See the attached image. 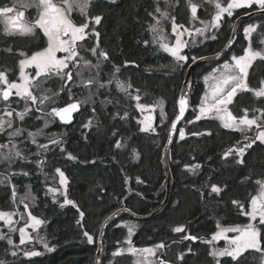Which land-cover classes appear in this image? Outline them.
Masks as SVG:
<instances>
[{"label": "trees", "instance_id": "1", "mask_svg": "<svg viewBox=\"0 0 264 264\" xmlns=\"http://www.w3.org/2000/svg\"><path fill=\"white\" fill-rule=\"evenodd\" d=\"M174 2L175 0L170 1V3ZM161 7H165L163 0ZM152 8L153 0H116L115 4L110 3L109 0H95L91 14L103 16L97 29L101 34L100 46L109 53L110 57V62L103 64L101 77L105 80L109 78L113 64L121 66V71L117 75L120 80L131 82L133 89L129 91L133 95L137 94L134 89L138 88L143 100L158 96L164 100L166 123L159 127L155 134L140 132L136 122L135 101L119 91L115 83L110 85L108 90L101 89V94L96 97V124L93 127L82 126L93 115L90 105H85L74 116L71 125H63L56 118V122L44 129L45 133L67 132L62 146L66 149V153L70 152L78 159L68 160L66 153H61L59 147L50 145L51 150L45 154L47 164L44 173H47V178L35 164L20 162L9 169L16 172L23 169L29 172L28 176L12 177V183L16 185L18 200L26 195L29 187L31 193L35 195V202L29 203L30 210L33 215L46 221L38 233L47 240L50 247L54 246V251L42 250V255L31 258L21 254L10 257L8 245L0 240V260H5L6 264H94L99 229L109 215L123 207L137 214L146 215L163 202L167 190V179L162 165L163 149L170 131V121L176 113V98L189 66L181 68L176 65V69L172 70L169 67L173 62L171 56L160 50L157 45L145 46L142 43L143 40H151L147 24L152 21L146 9L152 11ZM210 9V6L199 8L197 15L199 20L209 18ZM168 11L176 16L179 23L187 24V20L190 19V10L185 0H180L179 6L174 10L169 7ZM237 12L241 15L245 10H237ZM73 17L77 23L82 20L78 13H73ZM225 18L228 23L221 27L216 40H206L203 44L189 47L184 52L204 56L224 48L236 19ZM256 22H258L257 18L254 17L247 20L243 26ZM241 29L239 38L228 55L233 52L240 55L243 52L247 41ZM167 30L169 31V28ZM228 55L219 61L206 62L194 70L189 84V110L179 124V127L186 126L187 135L185 140L181 141L177 133L169 149L168 164L172 176L169 200L155 217L138 220L140 226L133 235V243L137 247L154 246L163 241L168 245L164 250L163 258L171 264H185V262L213 264L212 258L207 256L212 245L204 241L217 231L218 222L223 226L245 225L249 222L248 217L243 215L231 201H240L248 210L250 198L257 192L259 186L256 181L264 179V144L257 141L245 156L246 165H236L231 157L227 161L223 160L222 154L235 145L237 140H242L241 133L220 127L219 121L216 120L202 119L185 125L186 121L194 120L192 108L199 104L204 92L201 76L212 65L224 61ZM125 61L129 62L127 66ZM261 78H264V65L257 60L249 71L251 85L256 86ZM47 87H51V84L48 83ZM73 91L76 92L77 97L85 98L88 95L84 89H73ZM242 95L244 102L238 106L235 104V108H239V114L243 113V108H264V103L255 100L251 93ZM60 98L57 106L68 102V97L63 93ZM105 98L112 100L113 103L107 104L106 107L102 106L100 101ZM239 98L238 95L236 99ZM125 111L129 113L127 120L112 118L115 113L119 112L122 115ZM34 121L39 120H29L26 125L31 130L34 129L32 126ZM113 131L117 132L116 136L112 135ZM205 131H211L212 135H190L191 132ZM252 135L253 133L249 136ZM118 139L122 142L126 139L127 148L116 149L115 141ZM7 140L8 137L0 134V144L7 143ZM40 142L48 141L44 138L40 139ZM20 146L24 147V145ZM132 148L140 153L138 161L131 158ZM26 151L34 152L36 146L27 143ZM30 159L34 160L35 157ZM193 163L201 164V169L195 175L184 167ZM6 167L0 164V173H3ZM57 167L64 171L68 178V198L74 200L85 212L82 221L84 229L76 223L79 213L74 207L67 205L61 208L59 203L53 202L51 195H45L47 188L54 185L52 180L58 175L54 171ZM137 177L145 182L137 183ZM246 177L250 179H245ZM206 183L219 186L226 184L227 188L220 197H207L205 193V199L202 200L198 189ZM129 189L133 190L131 194ZM137 192L143 193V199L136 195ZM125 196H127L126 200L123 199ZM176 201H179V204L173 207ZM19 207L23 211V205ZM11 210H14V206L10 188L0 184V211ZM125 217L131 218L125 214L121 215L105 232L101 264L107 261L109 252L117 248L119 245L117 241L122 242L126 237V228L115 227V224ZM179 225L186 227V233L172 231V228ZM83 230L93 235L94 243L86 242V237L82 235ZM185 234L195 235L199 239L195 242H179L180 237ZM13 236L17 241L18 234L14 233ZM30 246V243H26L22 247L24 251H29ZM189 247L193 249L195 255L187 253ZM181 252L186 253L184 261L177 260ZM224 259L228 258H221L222 261ZM120 260L122 258L115 257L114 264L128 263L127 260L119 263ZM248 264H260V254L253 251L248 256Z\"/></svg>", "mask_w": 264, "mask_h": 264}, {"label": "snow or ice", "instance_id": "2", "mask_svg": "<svg viewBox=\"0 0 264 264\" xmlns=\"http://www.w3.org/2000/svg\"><path fill=\"white\" fill-rule=\"evenodd\" d=\"M115 4L116 0H109ZM95 0H60L59 4L53 0H17L12 6L0 7V17H3L4 34L36 37L41 35L46 41V46L41 50H37L29 55L23 50H17L20 57L18 60V81L17 79H9V71H0V134H6L8 137L7 143L0 144V164L6 165L3 173H0V184L8 186L11 191V200L14 206L13 211H0V221L7 227L6 232L0 231V240L11 246V256L18 255L15 250L18 245L13 240V234L19 233V245H25L33 240V236L28 232H36L38 242L43 244L46 251H54V246L50 247L47 240L39 237L38 230L46 223L45 220L32 214L29 203H34L35 195L29 191L24 197L18 200L16 185L12 183V177L22 175L28 176L29 172L10 171L13 165H18L20 162L35 164L37 168L44 173V168L47 164L46 153L51 150L50 145L59 147L61 153H66V149L62 146L64 143L63 133H45L44 129L48 128L51 123L59 119L63 125H71L73 113H78L85 105H90L92 117L88 119L82 126L91 128L96 124V97L100 95V90H108L109 86L115 83L117 89L123 92L131 100H135L136 109L140 112H145L151 109L155 110L159 107L161 110V120L165 118L163 112V99L158 100L154 105H145L140 103V89L136 88L137 93L133 95L130 89H133L131 82H125L119 79L117 75L121 71V66L112 65V71L107 80L101 77L103 64L110 62L109 53L100 46V32L97 26L101 24L102 15H92L91 10ZM203 3L214 5V14L210 20H199L197 16L198 5L193 0H185V4L190 10V18L193 21L199 20L201 27H197L194 31L184 25L177 24L176 16L172 15L168 8L173 10L179 6L180 0H175L170 3V0H163L165 7H161V0H153L152 11H147V15L151 17L150 23L147 24V31L151 34V40H143L142 43L147 46L149 44L157 45L160 50L171 56L175 64L181 68L190 66L189 60L195 64L198 60H205L208 57L192 55L190 52L185 53L184 49L195 46L197 43L203 44L206 40H216L217 33L221 27L228 23L225 17L238 18L239 13L236 10H245V15L250 18L255 15L256 23H248L243 27L244 39L248 42L243 49L242 55L233 54L230 60L224 61L219 67L213 68L211 72L203 77L210 91L206 92L198 105V114L194 120L187 123H195L202 119L219 121L220 127L229 129L242 134V140H237L235 145L228 148L222 154V159L227 161L229 157L236 165H246L245 156L249 149L259 141L264 144V108H243L242 115H234L230 110L229 105L235 101L237 106L244 102L242 94L251 93L253 98L261 103H264V78L257 81L256 86H252L249 79V70L253 68L254 62L257 60L264 65V0H203ZM36 9V17L34 20L28 21L24 19L25 11L18 9ZM234 12L236 16L234 17ZM15 13V15H12ZM73 13H78L81 22L77 23L74 20ZM171 23V33L175 35V42H167L165 36L164 22ZM187 34L191 40H184L182 37ZM255 34V35H254ZM196 36L202 37L197 41ZM254 45H256L254 47ZM232 40L220 51L215 53L216 58L227 55V51L231 49ZM8 53H12V48L5 49ZM57 53L63 55L58 56ZM129 62L125 61V66ZM34 69L33 73H29L26 69ZM52 81L53 88L47 87L48 82ZM73 89H84L88 95L80 99L77 97ZM61 93L68 97V102L63 106L57 105V100ZM239 100H236L237 96ZM15 97L16 99H13ZM113 103L112 100L105 98L100 101L104 107L107 104ZM13 104L17 107H13ZM179 113L175 116V120L170 121V132L179 133L181 141L185 140V130L177 129V123L184 117L186 110L189 107L187 94H182L178 100ZM22 105V107H21ZM48 105H53L50 110L45 111ZM253 115H249V112ZM129 113L125 111L122 115L117 112L113 115V119L119 117L121 120H127ZM152 116H145L143 120H138L137 123L142 125L139 128L140 132L148 133L155 132L152 125ZM29 120L43 121V127H36L31 130L26 125ZM253 132L252 136L248 133ZM113 136L117 135L116 131L112 132ZM192 136H211V131L191 132ZM40 137H44L48 142H40ZM51 137V138H49ZM27 143L36 146V151H26ZM20 145H24L21 147ZM127 140L121 139L115 141V148L123 150L127 148ZM35 157V159H30ZM66 158L75 161L78 158L72 153L67 152ZM132 160L138 161L140 153L132 148ZM194 159V158H193ZM208 159H212L208 157ZM95 163V161H92ZM185 169L192 174H197L201 169L200 163L186 164ZM58 174V187H48L45 195H51L54 203H59L61 208L71 205L79 213V219L76 223L84 229L82 221L85 217V212L80 209V206L72 199L68 198V178L65 172L60 168L54 169ZM245 179H250L246 177ZM137 183H144L139 177L136 178ZM127 183V180H125ZM259 185V194L253 195L250 198V210H246L243 203L238 200H232L231 203L236 205L239 211L249 217V223L243 226L224 227L219 222L217 223L218 231H215L210 240H205L206 244H213L216 241L224 239L227 245L223 248H213L208 251L207 256L212 258L213 264H248V256L254 251L260 254V264H264V180H257ZM227 188V185L219 186L217 184H204L198 192L201 199L207 197H220ZM129 189V194L132 193ZM143 199V193H136ZM30 197V202H29ZM59 197H63L62 202ZM127 199V196L123 198ZM123 203V200L121 201ZM179 201H176L173 207H176ZM20 205H23V211L20 210ZM119 211L132 212L131 209L123 207L113 212L108 220L113 218ZM135 215V213H132ZM19 217V219H14ZM23 221V226L16 227ZM114 222V220H113ZM115 227L127 228V237L124 244L126 248L120 247L112 252V259L109 264H114V258L122 256L125 253H130L137 256L136 264H171L170 261L163 258L164 250L168 247L163 241L155 244L152 247L136 248L132 244L131 237L135 234L136 225L129 222L123 224H115ZM175 233H186L184 225L175 226L172 228ZM237 233L234 237H229L227 233ZM82 235L86 237V242L94 243L93 235L87 230L82 231ZM199 237L191 234H185L180 237L179 242L192 241L195 242ZM117 243H121L117 241ZM176 243V241H174ZM161 253V255H157ZM187 253L193 252L192 248L187 249ZM25 257H38L42 255L40 251L29 250L24 251ZM186 253L181 252L177 256V260L184 261ZM221 258L224 259L223 261ZM207 259V257H205ZM0 264H6L5 260H0ZM99 264V261L96 262ZM186 264V262H185Z\"/></svg>", "mask_w": 264, "mask_h": 264}, {"label": "rangeland", "instance_id": "3", "mask_svg": "<svg viewBox=\"0 0 264 264\" xmlns=\"http://www.w3.org/2000/svg\"><path fill=\"white\" fill-rule=\"evenodd\" d=\"M54 1H55V0H53V2H54ZM58 1H59V0H58ZM170 1H171V0H170ZM193 2L197 3L198 5H202L201 7H207V6H210V7H211V9L208 11L209 18L205 19L206 21H207V20H210L212 14H214V5H212V4H208V3H203V0H193ZM201 7H200V8H201ZM198 9H199V8H198ZM236 11H237V10H236ZM189 14H190V13H189ZM197 15H198V12H197ZM234 15H236L235 12H234ZM187 21H188V23L186 24V23H179V22H177V20H176L177 24H181V25H184L185 27L191 28L193 31H194L195 28H197V27H201V25H200V23H199V20L193 21V20H191V18H190V19H188ZM168 26H169V27H168ZM245 26H246V25H245ZM243 27H244V26H243ZM167 28H169V31L167 30ZM164 29H165V32L167 33V34L165 33V36H166V38H167V42H169V43H174V42H175V35H173V34L171 33V23L168 22V21H165V22H164ZM241 31H242V34L244 35V33H243V28L241 29ZM182 39H184V40H191V37H189L187 34H185V35L182 37ZM195 39H196L197 41H199V40L202 39V37L196 36ZM247 43H248V42H247ZM198 45H200V43H197L195 46H198ZM246 46H247V44H246ZM246 46H245V47H246ZM191 47H192V46H191ZM245 47H244V48H245ZM186 49H187V48H185L184 51H185ZM233 54H236V53H234V52H233V53H230V54L228 55V57H227L224 61H226V60H230V57H231ZM242 54H243V52H242L240 55H242ZM57 55H58V56H61V55H63V54H62V53H57ZM224 61L212 65L211 68L201 76V80H202V83H203V85H204V92H203V94H202L201 99L204 97V95H205L206 92L210 91V89H209L208 85L205 83L203 77H204L205 75H207L209 72H211V70H212L213 68L219 67L221 64H223ZM170 64H171V65H170ZM170 64H169V65H170L169 67H171L172 70H173V69H176L177 66H176L174 60H173V62L170 63ZM166 66H167V65H166ZM26 71L29 72V73H33V72H34V69H32V68H28V69H26ZM249 71H250V70H249ZM18 72H19V69H18V71L15 73L17 76H16L14 79H17V78H18ZM17 82H19L18 79H17ZM79 98H80V99H83V98H81V97H79ZM160 99H162V98H161L160 96H158V97H155V98L150 99V100H143V99H142V96H141V100H140L139 102L142 103V104H145V105H154V104H155L158 100H160ZM201 99H200L199 104L201 103ZM239 99H240V98H239ZM236 100H237V99H236ZM134 101H135V100H134ZM163 101H164V100H163ZM136 103H137V102L135 101L134 107H135ZM199 104H198V105H199ZM235 104H236V103H235V101H234V103H233L232 105H229L230 110H232V112H233L234 115H237V116L242 115L243 113H242V114H239V112H240V111H239V108H235ZM198 105H196V106H194V107L192 108V112H193V115H194V119H195V116L198 114ZM51 106H53V105H48V106L45 108V111L50 110V107H51ZM55 106H56V105H55ZM21 107H22V105H21ZM252 108H254V107H252ZM135 109H136V107H135ZM136 110H137L136 122H137L138 120H143L145 116H148V115H151V116H152V118H153V119H152V125H153V127L155 128V132H149V133H152V134L157 133V132H158V128L161 127L162 125H164V124L166 123V121H167V115H166V113H165V107H164V104H163V112H164V114H165V118H164L163 120H161V110H160L159 107H156L154 111H152L151 109H149L148 111H145V112H143V113L140 112L138 109H136ZM249 115L251 116V115H253V113H251V111H250V112H249ZM189 121H190V120H189ZM186 124H189V123H187V121H186V122H185V125H186ZM137 125H138V128H140V127L142 126V125H139L138 123H137ZM32 126H33V128H34V129H32V130H35L36 127H43V121H40V120H39V121H34V123L32 124ZM49 126H50V125H49ZM180 128H183V129L185 130L186 135H187V129H186V126H184V127H183V126L178 127V129H180ZM177 133H178V131H177ZM252 133H253V132H249L248 135H250V134H252ZM2 135H5V136H6V134H2ZM6 137H7V136H6ZM185 137H186V136H185ZM40 139H44V137H40ZM58 180H59V177H58V175H57L56 178L52 180V182H53L54 185H51V186H49V187H53V186H54V187H58V186H59V184H58ZM261 180H264V179H261ZM258 194H259V186H258L257 192H256L254 195H258ZM51 197H52V196H51ZM52 198H53V197H52ZM62 200H63V197H59V201L62 202ZM29 202H30V197H29ZM248 210H250V205H249ZM11 211H13V210H11ZM14 219H19V217H14ZM248 219H249V217H248ZM124 222H129V223H131V224L136 225L135 232L138 230V227L140 226V222H139L138 220H136V219H134V218H127V217L122 218V219L118 222V224H123ZM249 222H250V221H249ZM249 222H248V223H249ZM21 226H23V221H21L20 224L16 225V227H21ZM222 226H223V225H222ZM236 226H243V225H236ZM224 227H235V226H224ZM218 230H219V229L217 228V231H218ZM0 231H2V232H6V231H7V227L4 225V223H3L2 221H0ZM28 232L31 233V235L33 236V240H32L31 242H29V243L31 244V246H30V250L40 251L41 253L43 252L42 250L45 251V249H44V247H43V244L38 242V236H37V233H36V232H32L31 229H28ZM17 234H18V240H17V241H16V239H15L14 236L12 237L13 240H14V242H15V244L18 245V248H16L15 250L17 251L18 254L23 255V252H24V249H23V247H22L23 245H19V233L17 232ZM38 235H39V237H42L39 233H38ZM227 235H228L229 237H234V236L237 235V233H235V232H229V233H227ZM211 236H212V235H211ZM211 236L208 237L207 240H210V239H211ZM126 237H127V228H126ZM126 237L123 239V241H125ZM131 239H132V244H133V246H135L136 248H146V247H137V246L134 245V243H133V236L131 237ZM123 241H122L121 243H119V245L117 246V248H120V247H124V248H126V247H127V245L124 244ZM27 244H28V243H27ZM211 245H212V248H213V246H215V247H217V248H223V247H225V246L227 245V241L224 240V239H221V240H219V241L214 242V245H213V244H211ZM149 247H152V246H149ZM117 248H115L113 251H115ZM8 249H9V254H10V252H11L12 250H14V249H12V247L9 246V245H8ZM113 251L109 252V254H108V259H107L106 262H104V264H109V260L112 259L111 254H112ZM157 255H158V253H157ZM10 257H13V256H11V254H10ZM116 258H122V260H120L119 263L123 262L124 260H127V262H128L127 264H136V261H137V259H138L137 256H134V255H132V254H130V253H125L124 255H122V256H118V257H116ZM114 262H115V261H114Z\"/></svg>", "mask_w": 264, "mask_h": 264}, {"label": "water", "instance_id": "4", "mask_svg": "<svg viewBox=\"0 0 264 264\" xmlns=\"http://www.w3.org/2000/svg\"><path fill=\"white\" fill-rule=\"evenodd\" d=\"M256 17L255 15H253L251 18L245 14H241L239 15L238 18L235 19L234 23H233V26H232V30H231V35H230V38L232 40V46H231V49L232 47L234 46V44L237 42L238 38H239V33H240V29L242 28L243 24L249 20V19H252ZM228 43V41H227ZM226 43V44H227ZM230 49V50H231ZM230 50L227 51V55L228 53L230 52ZM215 53L217 52H214V53H211V54H207V55H204V57H208V59H205V60H198L195 64H190V66L188 67L187 69V72H186V75H185V78H184V81L182 83V86L178 92V95H177V98H176V113L173 117L172 120H175V116L179 113V104H178V100L180 98V96L182 94H187V98H188V101H189V84H190V80H191V77H192V74L194 72V70L206 63V62H211V61H219V60H222L224 59L227 55H223L219 58H216L215 56ZM190 105V103H189ZM63 106V105H61ZM188 110H189V107L188 109L186 110L185 114H184V117L177 123V129L179 127V124L181 123V121L186 117L187 113H188ZM77 113H73V119H72V122L74 120V116L76 115ZM58 119V118H57ZM59 120V119H58ZM60 122V121H59ZM61 123V122H60ZM176 134H177V131L176 132H170L169 131V134L167 136V141H166V144L164 146V149H163V155H162V165H163V170L165 172V175H166V179H167V190H166V195H165V198L163 200V202L161 203V205L156 208L154 211L146 214V215H140V214H137L135 213V215H133V211L132 212H128V211H119V213L113 218L114 222L123 214L125 215H128L129 217L131 218H134L136 220H148L150 218H153L155 217L156 215H158L162 210H163V207L166 206L168 200H169V196H170V191H171V187H172V176H171V173H170V169H169V164H168V159H169V149H170V146L171 144L173 143L175 137H176ZM116 212V211H115ZM110 216V215H109ZM108 216V217H109ZM113 220H108L107 218L102 222L101 226H100V229H99V233H98V239H97V251H96V255H95V262L94 264H96L97 261H99V264H101V261H102V255H103V237L105 235V232L107 231L108 227L110 224L113 223Z\"/></svg>", "mask_w": 264, "mask_h": 264}, {"label": "flooded vegetation", "instance_id": "5", "mask_svg": "<svg viewBox=\"0 0 264 264\" xmlns=\"http://www.w3.org/2000/svg\"><path fill=\"white\" fill-rule=\"evenodd\" d=\"M16 2L17 0H0V7L12 6ZM59 2L60 0L54 1V3L57 4H59ZM19 10L25 11L24 19L28 21L34 20L36 17L35 8L28 10L18 9V11ZM12 15H15V13H13ZM45 46H46V41L44 38H42L41 35H38L36 37L21 36L19 34L5 35L3 17H0V71H3L5 69L7 70L11 69L9 71V79H14L17 76L15 73L18 71V60L23 58L18 55L17 53L18 49L23 50L27 52L29 55H31L32 52L41 50ZM8 47L12 48V53H8L7 51H5V49H7ZM48 83L51 84L50 88H53V90H55L56 86L53 85L52 81H49ZM13 99L16 98L13 97ZM60 99L61 98L59 97L57 100V104H59ZM14 105L15 104H13V106ZM2 107L3 105L0 104V108Z\"/></svg>", "mask_w": 264, "mask_h": 264}]
</instances>
